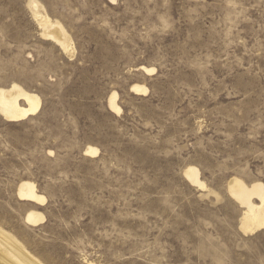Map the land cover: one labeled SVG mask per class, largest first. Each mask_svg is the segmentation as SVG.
Masks as SVG:
<instances>
[{"label": "rangeland", "instance_id": "rangeland-1", "mask_svg": "<svg viewBox=\"0 0 264 264\" xmlns=\"http://www.w3.org/2000/svg\"><path fill=\"white\" fill-rule=\"evenodd\" d=\"M30 1L0 0V87L42 99L0 116V228L43 264H264V230L240 231L227 192L264 185V0H35L73 55ZM26 181L44 203L17 197Z\"/></svg>", "mask_w": 264, "mask_h": 264}, {"label": "bare ground", "instance_id": "bare-ground-1", "mask_svg": "<svg viewBox=\"0 0 264 264\" xmlns=\"http://www.w3.org/2000/svg\"><path fill=\"white\" fill-rule=\"evenodd\" d=\"M29 7L41 29L42 36L46 40L52 41L66 54L73 55V41L62 23L51 19L39 2L35 0L29 2ZM143 70L149 73L154 71V69L148 68H143ZM131 90L137 95L148 92L145 86L140 85L132 86ZM117 99L118 94L114 92L109 97L108 104L112 112L121 113L122 109L117 104ZM41 108V97L25 90L17 83L7 88L0 87V116L7 122L24 121L40 113ZM84 153L96 156L99 154V149L89 146ZM184 174L192 186L201 190L206 189V184L201 180L198 169L189 167ZM17 191V197L22 201L37 203V205L46 201L43 195L38 194L37 186L32 182H21ZM227 192L229 197L242 209L239 221L240 231L245 235H253L264 230V185L259 182L247 184L243 180L233 177L227 183ZM25 220L27 224L37 226L44 222L45 217L36 211H31L28 212ZM0 264L43 263L33 256L15 236L0 228Z\"/></svg>", "mask_w": 264, "mask_h": 264}]
</instances>
